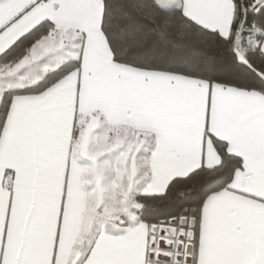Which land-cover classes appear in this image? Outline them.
I'll list each match as a JSON object with an SVG mask.
<instances>
[{
	"label": "snow or ice",
	"instance_id": "obj_1",
	"mask_svg": "<svg viewBox=\"0 0 264 264\" xmlns=\"http://www.w3.org/2000/svg\"><path fill=\"white\" fill-rule=\"evenodd\" d=\"M0 264H264V0H0Z\"/></svg>",
	"mask_w": 264,
	"mask_h": 264
}]
</instances>
